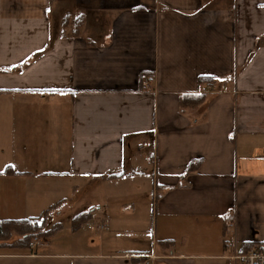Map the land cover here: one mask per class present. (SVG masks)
<instances>
[{
    "label": "crops",
    "instance_id": "1",
    "mask_svg": "<svg viewBox=\"0 0 264 264\" xmlns=\"http://www.w3.org/2000/svg\"><path fill=\"white\" fill-rule=\"evenodd\" d=\"M0 219L44 224L0 264H243L264 0H0Z\"/></svg>",
    "mask_w": 264,
    "mask_h": 264
},
{
    "label": "trees",
    "instance_id": "2",
    "mask_svg": "<svg viewBox=\"0 0 264 264\" xmlns=\"http://www.w3.org/2000/svg\"><path fill=\"white\" fill-rule=\"evenodd\" d=\"M215 80L211 77H202L201 83H212ZM206 100V95L204 93L197 94H184L180 97V106L182 111L186 109H195L199 107ZM44 224L38 225L32 223L29 220H7L0 219V245L8 246L10 245L11 239L16 234L22 237L21 240L30 241L39 234H42V228ZM25 235L27 236L24 239Z\"/></svg>",
    "mask_w": 264,
    "mask_h": 264
},
{
    "label": "built area",
    "instance_id": "3",
    "mask_svg": "<svg viewBox=\"0 0 264 264\" xmlns=\"http://www.w3.org/2000/svg\"><path fill=\"white\" fill-rule=\"evenodd\" d=\"M243 264H264V243L250 249L244 255L239 256Z\"/></svg>",
    "mask_w": 264,
    "mask_h": 264
}]
</instances>
